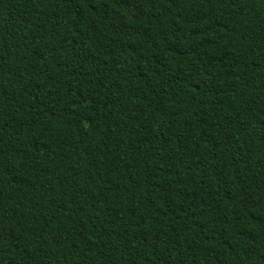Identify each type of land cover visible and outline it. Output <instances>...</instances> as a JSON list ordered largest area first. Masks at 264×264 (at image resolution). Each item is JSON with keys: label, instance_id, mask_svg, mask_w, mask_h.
<instances>
[{"label": "trees", "instance_id": "obj_1", "mask_svg": "<svg viewBox=\"0 0 264 264\" xmlns=\"http://www.w3.org/2000/svg\"><path fill=\"white\" fill-rule=\"evenodd\" d=\"M0 264H264V0H0Z\"/></svg>", "mask_w": 264, "mask_h": 264}]
</instances>
